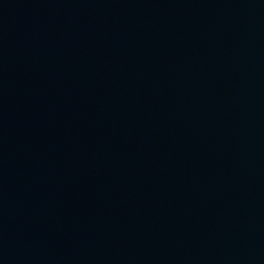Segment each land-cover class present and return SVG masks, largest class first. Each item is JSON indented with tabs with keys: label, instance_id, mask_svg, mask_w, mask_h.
Wrapping results in <instances>:
<instances>
[{
	"label": "water",
	"instance_id": "95a60500",
	"mask_svg": "<svg viewBox=\"0 0 264 264\" xmlns=\"http://www.w3.org/2000/svg\"><path fill=\"white\" fill-rule=\"evenodd\" d=\"M0 264H264V0H0Z\"/></svg>",
	"mask_w": 264,
	"mask_h": 264
}]
</instances>
